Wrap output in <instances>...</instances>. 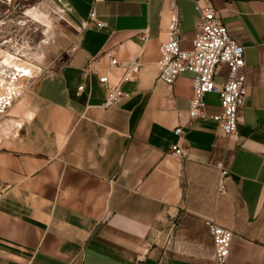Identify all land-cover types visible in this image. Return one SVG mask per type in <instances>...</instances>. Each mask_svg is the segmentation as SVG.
Returning a JSON list of instances; mask_svg holds the SVG:
<instances>
[{
	"label": "crops",
	"instance_id": "0c3cea01",
	"mask_svg": "<svg viewBox=\"0 0 264 264\" xmlns=\"http://www.w3.org/2000/svg\"><path fill=\"white\" fill-rule=\"evenodd\" d=\"M58 1L82 32L20 102L19 131L0 140V184L9 188L0 197V264H212L207 218L234 232L228 264H264V0H213L245 47L249 95L231 136L213 119L191 120V73L171 84L159 78L170 2L184 49L200 25L195 3ZM92 10L105 27L90 20ZM106 51L121 68L110 69ZM135 60L139 72L122 81ZM227 74L221 67L218 80ZM101 75L130 96L104 106ZM206 101L218 110L217 95Z\"/></svg>",
	"mask_w": 264,
	"mask_h": 264
},
{
	"label": "built area",
	"instance_id": "2783aa9c",
	"mask_svg": "<svg viewBox=\"0 0 264 264\" xmlns=\"http://www.w3.org/2000/svg\"><path fill=\"white\" fill-rule=\"evenodd\" d=\"M193 2L200 13V25L193 39L190 49L182 47V30L179 23V10L176 1L170 2L172 17L166 30V38L160 45L161 57L158 61L159 78L166 83H174L183 73L193 75V96L189 110L191 120L213 119L219 128L227 135L238 134L240 110L249 95L247 86V73L245 61V47L234 39L229 28L222 22L219 11L213 0H185ZM90 20L98 28H103L106 23L97 18V13L92 10ZM146 41L149 37L148 30L142 34ZM110 58V69L121 68L120 62L112 51H106ZM226 66L227 77L218 80L220 68ZM122 81L132 79L140 70V63L135 60L124 66ZM88 71H96V67L89 65ZM106 89L104 106H111L130 96L129 92L122 89L121 84L112 85L107 75L99 78ZM80 86V90H83ZM208 94H215L219 98L220 106L217 111H212L206 101ZM10 103V102H9ZM22 127H15L17 132ZM15 130V129H14ZM176 133L183 134L182 128H177ZM15 134V133H14ZM186 149L180 144L172 146V154L181 157ZM220 170L218 189L226 191L224 179L229 174V169L221 161L217 164ZM9 188L0 184V197L8 192ZM205 226L212 237L214 257L212 264H228L231 254L234 232L220 224L214 218H207ZM136 264H143L139 260Z\"/></svg>",
	"mask_w": 264,
	"mask_h": 264
},
{
	"label": "rangeland",
	"instance_id": "374dc122",
	"mask_svg": "<svg viewBox=\"0 0 264 264\" xmlns=\"http://www.w3.org/2000/svg\"><path fill=\"white\" fill-rule=\"evenodd\" d=\"M81 32L58 0H0V140L17 132L20 102L35 80L69 58ZM8 54L27 70L1 63Z\"/></svg>",
	"mask_w": 264,
	"mask_h": 264
},
{
	"label": "bare ground",
	"instance_id": "6f19581e",
	"mask_svg": "<svg viewBox=\"0 0 264 264\" xmlns=\"http://www.w3.org/2000/svg\"><path fill=\"white\" fill-rule=\"evenodd\" d=\"M14 55H11V54H8L6 57H5V59H4V61L3 62H1V63H4L5 65H10V66H12V65H14V66H16L18 69H22L23 71H26L27 70V68H25L23 65H18V63L17 62H15L14 60H12L14 57H13ZM15 62V63H14ZM15 124V123H14ZM21 125V124H20ZM19 124H16L15 125V127L16 126H20ZM6 126V125H5ZM11 126V125H10ZM7 129H9L10 130V127L9 128H7ZM4 130H6V127H5V129ZM2 131V130H1ZM0 131V132H1ZM7 132V131H6ZM7 133H9V132H7Z\"/></svg>",
	"mask_w": 264,
	"mask_h": 264
}]
</instances>
